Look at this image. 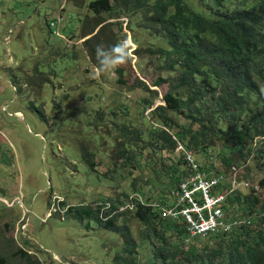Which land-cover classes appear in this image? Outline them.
I'll return each instance as SVG.
<instances>
[{
  "label": "rangeland",
  "instance_id": "1",
  "mask_svg": "<svg viewBox=\"0 0 264 264\" xmlns=\"http://www.w3.org/2000/svg\"><path fill=\"white\" fill-rule=\"evenodd\" d=\"M88 1L0 0V256L8 264H25L14 256L17 248L26 250L39 264L109 263L120 247V236L92 219L79 221L67 216L69 207L88 205L99 215L109 211L104 220L131 209L128 201L133 202L134 197L148 202H156L158 196H166L167 201L175 197L172 189L166 191L165 177L146 184L152 156L159 161V152L143 149L140 156L134 155L131 164L119 160L115 167L109 158L119 139L109 118L97 127L84 126L88 119L85 115L102 110L109 117L111 110L120 112L124 105L130 127L147 129L137 114L149 119V109L162 104L167 89L166 84L152 85L166 73L157 70L156 60L144 50L158 40L140 29L130 30L134 18L91 13ZM97 31L98 38L104 40L99 45L105 47L129 41V58L118 67L123 70V85L116 82L115 70L98 74L96 57L89 53L94 42L82 44ZM133 35L140 42L137 48L130 42ZM61 53L73 54L74 63L70 65L66 60L54 64ZM143 84L156 91L149 109L137 102L149 98ZM29 101L39 108L44 121L28 108ZM83 148L94 151V170H88L79 159V149ZM177 154H170L172 160L176 161ZM191 155L196 162L211 164L212 171L221 172L225 185L229 186L234 177L237 191L246 194L254 189L264 197V188L257 186L262 170L255 166L251 155L234 165L233 174L222 164L219 154L211 158L196 152ZM132 180L143 195L128 190ZM233 211L240 215H236L239 224L248 220L238 207ZM128 217L125 219L130 232L139 243L140 224ZM121 220L116 222L120 224ZM208 245L214 248L215 241L209 239ZM148 250L147 245H139L137 264L148 263Z\"/></svg>",
  "mask_w": 264,
  "mask_h": 264
},
{
  "label": "trees",
  "instance_id": "2",
  "mask_svg": "<svg viewBox=\"0 0 264 264\" xmlns=\"http://www.w3.org/2000/svg\"><path fill=\"white\" fill-rule=\"evenodd\" d=\"M86 6L95 15L102 12L134 18L129 29L148 32L158 40L144 50L156 60L157 70L166 73L152 83L167 85L162 104L150 108L156 91L144 84L142 88L149 92V98L137 100L143 109L150 108L149 119L137 114L147 129L130 127L124 117L127 114L124 105L121 117L120 112L113 110L109 117L102 110L85 115L88 119L84 126L97 127L107 117L111 129L118 134L115 138L119 141H115L116 148L109 159L113 163L120 160L121 164H131L134 155L140 156L143 149L159 152V161L152 156L146 184L165 177L166 191L172 189L171 193H175L179 179L188 174L183 153L175 150L177 142L190 154L196 152L210 158L219 154L227 167L236 166L251 155L255 166L262 170L257 186L264 188V0H90ZM92 29L89 27V31ZM98 37L97 31L82 41L83 45L94 42L89 48L91 56L95 55L96 46L104 42ZM130 40L136 48L139 46L137 35ZM56 57L54 64L66 60L70 65L74 63L73 54L61 53ZM115 71L116 82L123 85L125 81L120 76L123 70ZM27 104L40 119L39 108L32 101ZM215 144L219 149L216 150ZM79 152V159L87 169L94 170V151L83 148ZM175 152L176 161L170 157ZM197 163L201 171L221 173L212 171L211 164ZM218 182L212 194L225 184L224 180ZM128 190L144 194L133 180ZM254 192L250 189L242 194L235 190L226 198L225 209L237 217L233 209L238 207L248 217L247 221L227 232L204 236H190L180 216L160 215L152 203L169 205L171 200L167 201L166 196H158L156 202L134 197L133 202L128 201L131 209L125 208L104 220L109 211L99 215L88 205L69 207L66 215L79 221L92 219L101 228L120 236V247L110 262L100 264H137L140 244L149 247L147 264H264V197ZM59 204L64 205L61 201ZM114 204L113 209L117 207ZM127 214L140 224L139 243L130 232ZM117 219L123 221L118 224ZM203 238L207 239L202 241ZM209 239L215 241L214 248L209 247ZM13 254L25 264H39L24 249L17 248ZM0 264H8L3 256Z\"/></svg>",
  "mask_w": 264,
  "mask_h": 264
},
{
  "label": "built area",
  "instance_id": "3",
  "mask_svg": "<svg viewBox=\"0 0 264 264\" xmlns=\"http://www.w3.org/2000/svg\"><path fill=\"white\" fill-rule=\"evenodd\" d=\"M175 150L183 153L189 173L178 181L175 197L171 199L169 205L152 203L159 209L160 215L170 218L180 216L186 223V230L190 236L227 232L232 226L238 225L239 219L225 209L226 194L238 190L233 182L234 177L229 186L223 184L220 191L212 194L214 187L219 183L218 180H224V175L201 171L192 155L180 144L177 143ZM229 170L232 174L235 173V166H230ZM243 184L247 183L243 181Z\"/></svg>",
  "mask_w": 264,
  "mask_h": 264
},
{
  "label": "clouds",
  "instance_id": "4",
  "mask_svg": "<svg viewBox=\"0 0 264 264\" xmlns=\"http://www.w3.org/2000/svg\"><path fill=\"white\" fill-rule=\"evenodd\" d=\"M130 42L132 43L131 40ZM129 51H130L129 41L127 39L122 40L118 42L117 44L112 45L110 47H105L102 44L97 45L95 48V57H96V67L98 70V74L102 75L103 73L107 71L115 70L116 68L126 63L129 58ZM188 173H189V170H188Z\"/></svg>",
  "mask_w": 264,
  "mask_h": 264
}]
</instances>
